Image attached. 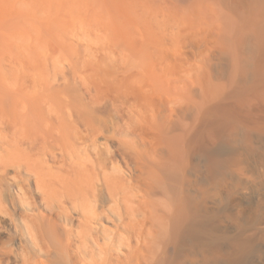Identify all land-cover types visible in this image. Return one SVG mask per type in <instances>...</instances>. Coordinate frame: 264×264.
<instances>
[{"label": "bare ground", "instance_id": "1", "mask_svg": "<svg viewBox=\"0 0 264 264\" xmlns=\"http://www.w3.org/2000/svg\"><path fill=\"white\" fill-rule=\"evenodd\" d=\"M45 1L68 11L81 2L88 17L73 19L82 26H220L212 47L228 55V76L225 69L224 78L212 72L209 52L194 75L174 81H158L151 62L136 64L138 73L150 71L157 81L147 89L149 112L137 109L134 118L104 134L96 114L111 116L114 104L90 82L80 92L57 75L0 74V216H11L5 202L34 201L30 183L49 213L21 218L18 233L30 242L0 241V264H194L193 237L219 224L209 203L223 204L234 193L241 154L255 151L264 137V84L242 85L253 65L244 47L257 49L263 39L264 0L250 9L259 26L236 25L218 0ZM17 4L0 0V21H8ZM127 66L120 68L122 76L104 78L105 85L120 92L124 83L138 81L125 74ZM233 137L240 147L225 151ZM16 179L21 183L11 192ZM223 185L225 196L210 190ZM240 213L235 207L236 224ZM240 240L235 237L232 250H203L205 261L236 257Z\"/></svg>", "mask_w": 264, "mask_h": 264}, {"label": "rangeland", "instance_id": "2", "mask_svg": "<svg viewBox=\"0 0 264 264\" xmlns=\"http://www.w3.org/2000/svg\"><path fill=\"white\" fill-rule=\"evenodd\" d=\"M218 1L222 10H225L224 12H230L227 14L235 20L236 25H260L261 22L252 21L251 11L257 0ZM17 2L14 10L8 13L10 19L6 22L0 21V74L27 78L57 75L59 80L67 78L70 87L73 86L80 92H83L84 87L90 82L101 93H107L114 104L115 112L111 116L101 112L96 114V122L104 134H111L115 127L134 118L137 109L149 112L152 94L147 89L152 80L156 83L157 81L150 71L147 75L142 72L138 73L139 69L135 68L136 64L141 63L142 66H139L143 67L145 63L151 62L148 64L153 67L152 70L159 78L158 81L161 79L174 81V78L194 75L202 62L201 56L209 52L212 72L222 77L224 75L222 71L225 69L223 73L225 77L228 76L226 70L228 55L221 54L212 47L220 26H170L166 23L164 26L156 24L151 26H82L73 19L74 17L78 19L88 17V13L82 11L81 2L76 3L77 7L69 4V7H75L73 11L54 9L47 5L45 0H17ZM40 24L43 26H39ZM261 34L263 39L257 49L249 45L244 47L245 56L249 54L253 65H259L257 67L260 68L259 70L256 66L250 65V70L244 75L245 79L242 82L246 90L252 87L261 88L264 84V30ZM124 63L129 64L125 74L135 75L140 79L136 82L124 83L125 86L121 88V91L116 92L105 85L104 78L122 76L124 73L120 72V68L124 66ZM81 77H85L87 82L75 81ZM230 92L233 91L226 92L228 99L233 97V93ZM161 95L164 100L166 95L162 92ZM115 136L126 137L118 132ZM261 142L257 143L255 151H243L241 154L240 183L234 193L226 197L223 204L218 203L217 200H214L217 203L209 201L211 203L209 205H213L212 208L217 210L213 221L216 219L214 222L219 224L215 230L208 231V233L199 232L193 237L194 264H264V137ZM238 143L233 137L224 143L222 148L225 151L237 149L240 147ZM21 176V178L27 177L25 173ZM20 179L14 180L12 184L9 183L8 188L11 192L14 191L15 184L21 183ZM229 181L228 186L230 187ZM29 187L32 189L34 201L29 199L30 203L24 202L19 205L4 203L11 214V219H3L0 216V241L12 237L14 245H19L20 240L30 242L29 238L25 235L20 236L18 233L21 228L23 229L21 218L35 216L38 212L49 215L47 210L35 200L33 183H30ZM210 190L213 193L220 191L219 193L222 192L225 196L224 185L212 188L210 186ZM235 207L241 211L238 224L232 220ZM236 236H239L242 243H240L239 255L236 257L228 255L227 259L225 257L218 261L214 259L205 261L203 250L214 245L232 250ZM196 247H201V250Z\"/></svg>", "mask_w": 264, "mask_h": 264}]
</instances>
